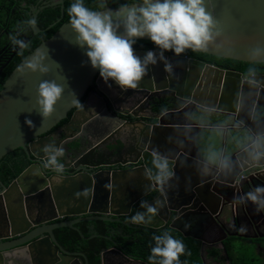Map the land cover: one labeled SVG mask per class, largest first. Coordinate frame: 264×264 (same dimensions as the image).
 Masks as SVG:
<instances>
[{"label": "water", "instance_id": "water-1", "mask_svg": "<svg viewBox=\"0 0 264 264\" xmlns=\"http://www.w3.org/2000/svg\"><path fill=\"white\" fill-rule=\"evenodd\" d=\"M214 7V15L224 30V38L233 41L234 46L231 53L228 45H222L210 47L203 54L249 63L245 53L257 44L264 46V0H214ZM118 8L106 5L100 11H115ZM73 40L69 23L62 25L51 38L33 51L38 48L49 50L50 59L46 61L49 74L41 76L36 73L17 77L15 69L0 91V161L13 151L23 149L29 157L28 161L34 163L0 191V264H89L83 252L66 250L56 238L55 231L70 228L80 232L78 224L96 221L117 223L151 233L174 231L185 238L189 235L183 232L181 226L189 227L196 223L205 226L209 222L219 228L225 238L234 236L250 239L239 231L230 235L222 221L234 224L235 229L240 228L241 220L249 221L257 231V223L264 220V213H257L255 206L250 203L240 205L234 202V198L244 195L252 188L264 186V167L245 165L239 175L223 182L210 179L202 181L199 175L192 172L196 148L189 145L178 152L175 178L170 182L172 187L167 192V199L161 196L155 185L150 186L149 181L144 178L143 169L150 166L149 151L155 148L162 154L173 155L178 151L175 143L170 142L174 134L173 126L178 123L169 120L174 114H180L183 108L143 115L141 117L147 121L141 123L142 128L135 125L140 124L138 120L131 123L133 138L143 140L142 153L134 161L140 163L136 169L97 173L84 169L81 173L63 176V173L57 174L43 168L44 160L40 159L44 158L42 149L50 143L62 148L65 155H73L92 147L88 138L78 133L83 125L87 126L95 121L96 116L109 124L104 121L99 123L101 135L91 136L97 141L93 151L98 155L114 152L118 144L123 143L120 140L103 141L121 126L114 125L120 118L111 112L115 111L116 98L129 92L142 96L175 89L181 101L187 98L194 102L192 106L197 110L193 121L198 120L199 123H192L200 125L196 132L202 129L229 131L228 137L223 141V150L232 154L233 158L240 154L241 147L247 142V133L243 127L236 126L238 119H245L244 113L237 114L235 107L237 92L246 90L242 73L196 59L165 54L174 70L177 69L178 74L183 75L181 80L170 79L168 82L163 63H157L149 67L148 74L137 89L121 91L114 81L109 80L106 84L100 76L96 78L98 70L91 68L84 49L70 43ZM148 51L157 50H135V54L142 58ZM32 53L24 60L30 58ZM43 80H55L64 87V93L54 106L53 114L45 121H42L35 105V90ZM92 85H95L97 91L86 95ZM113 92L116 97L112 95ZM263 95L264 89H261L258 97L260 104ZM84 96L81 107L73 112L66 124L53 134L43 136L60 121L67 119L68 113L77 107L76 101L80 102ZM125 99L130 100L132 97L125 96ZM197 105H205L207 109H211V113L216 112L225 118H208L205 113L209 111L198 108ZM26 119L32 121V128L26 126ZM112 121L113 124L110 123ZM60 134L64 138L63 146H60V141L55 140ZM212 140L214 143L220 141L218 137ZM32 155L36 161L31 159ZM255 169L261 172L251 175ZM243 173L246 178L241 179ZM85 189L88 190L87 194L75 195ZM148 197L150 200L146 203L158 206V214L151 223L125 222V217H132L145 210L140 207L139 202L148 200ZM254 215L260 217L254 220ZM90 228L95 230L94 226ZM96 235L94 231L90 238ZM113 235L115 233L111 231L107 237L112 246L100 253L101 264H110V260L111 264H114L113 261L118 263V259L149 264L142 258L127 255ZM197 240L202 243V252L204 241L202 238Z\"/></svg>", "mask_w": 264, "mask_h": 264}, {"label": "clouds", "instance_id": "clouds-1", "mask_svg": "<svg viewBox=\"0 0 264 264\" xmlns=\"http://www.w3.org/2000/svg\"><path fill=\"white\" fill-rule=\"evenodd\" d=\"M101 8H106L102 3ZM214 0H138L133 4H124L115 11H93L85 6L84 0H74L68 8L69 26L74 35L71 44L84 49L90 66L98 70L99 76L107 84L112 80L121 91L137 89L142 79L148 74L150 66L163 63L164 71L174 75V67L165 53L171 52L179 57L190 50L193 53L207 52L210 47L229 46L231 53L233 41L224 38V30L214 15ZM27 28L37 30V21L30 18L25 22ZM26 30L21 28L20 31ZM148 38L157 51H148L141 58L135 54L134 45L137 40ZM14 50L18 54L28 47V42L19 38V32L9 37ZM219 41V43H218ZM249 67L244 74L241 89L236 94L235 107L237 114L244 113L245 119L236 121L237 127H243L247 133V142L241 147L236 158L223 149L208 147L201 154L196 149L193 164L202 181L206 179L223 182L230 177L239 175L245 166L264 167V105L258 101L260 90L264 89V77L258 75L256 67L264 62V46L257 44L245 53ZM50 59L47 48H38L30 58L24 60L16 68L17 77L26 74H49L46 61ZM36 111L47 120L54 112V106L64 93V87L55 80H43L36 88ZM249 101L251 103L249 104ZM185 109L183 123L173 126L174 142L178 151L162 154L158 149L149 151L150 166L143 169L144 178L150 186L155 185L161 196L167 199V192L175 178L174 168L178 152L186 146L195 147L197 141L196 128L200 125L192 123L196 113L190 109V99L181 101ZM76 106L81 104L76 101ZM198 108L207 109L205 105ZM26 126L33 127L31 120H25ZM44 155L43 168L51 169L57 174L64 172L60 159L64 150L50 143L42 149ZM186 156V154H184ZM183 166V161H181ZM244 179L245 177H240ZM88 190L76 193V196L87 194ZM240 205L251 203L257 213H264V186L250 189L244 195L234 198ZM140 207L145 209L131 217V223L148 224L158 214V206L141 201ZM235 229V225H230ZM239 232H246L241 225ZM154 246L150 250L149 264H181L180 257L186 249L182 240L176 239L169 231L153 236Z\"/></svg>", "mask_w": 264, "mask_h": 264}, {"label": "flooded vegetation", "instance_id": "flooded-vegetation-1", "mask_svg": "<svg viewBox=\"0 0 264 264\" xmlns=\"http://www.w3.org/2000/svg\"><path fill=\"white\" fill-rule=\"evenodd\" d=\"M55 6H60L61 10H63L64 0H36L35 3H31L29 0H0V78L2 77V75L5 74L9 65L18 58L19 49L14 50V47L9 37L11 35H16L19 32V38L25 40V42H28L29 44L33 36L40 33V30L33 31L32 29L27 28L25 24L26 20L24 16L27 15L29 19L36 18L37 15L45 8L55 7ZM22 27L25 28L26 30L20 31ZM29 34H31L32 36L31 37L27 36ZM140 51H146V50H140ZM182 57L190 58L188 56H182ZM190 59H194V58H190ZM174 73H175L174 75L171 76L168 75V82L170 79H172L173 81L181 80L183 75H179L177 69L174 70ZM258 75H264V74H258ZM98 76L99 75H97L96 78ZM92 91H97L95 85L94 86L92 85L88 88L86 95H88ZM177 92L178 91H176L175 89L174 90L168 89L156 95L143 94L141 96V95H136V93H130V92L127 93L126 95L121 94L122 96L117 97L115 100L117 102L115 105V111L111 112L115 117L120 118V121L110 122L111 124H113L114 122V125H119V126L121 125V126L116 130L114 129V132L109 137H107L103 142L120 140L123 144L119 143L118 148L112 153L104 152L102 155H98L95 151H93L97 141L96 139H92L91 136L101 135L102 130L99 127V123L102 124V122L104 121L105 123L109 124V122H107L106 120H101L100 116H96L97 118L95 121H92L90 125L87 126L83 125L81 127L80 132L78 133V134H82L85 138H88V140L92 143V147H90L88 150H81L79 152H76L73 155L70 154L64 155V157L60 159V162L64 165V169H65L63 172V176L78 174L83 172L84 169H89L90 173H97L101 171L133 170L138 168L140 166V163H134V161L142 153L143 140L142 139L135 140L136 138L135 139L133 138L134 136L131 134V129L133 128V126L131 123H133L134 120H138L140 124H135V125H137V127L140 126L142 128L141 123L146 122L147 120L141 116L150 115L153 113L160 114L164 111L177 109V108H183V110H181L180 114H174L172 117H170L169 121L183 123L184 122L183 112L189 109L184 108L183 104L181 103L182 99L179 97ZM112 95L116 97L115 92H113ZM125 96H130L132 97V99L126 100ZM262 99L263 100L261 105H264V95ZM189 108L194 111L197 110L195 106L192 105H190ZM75 110H73V112ZM241 116L244 117L243 115ZM64 120L66 119H63L58 124L53 126L50 130H48L45 134H43V136H49L53 134V132L56 129L60 128L62 125L66 124L69 121V120L67 121ZM192 122L199 123L198 120H194ZM55 140L60 141L61 142L60 146H63L64 138L62 134H60V136H57ZM20 150H22L25 154V160L27 163L25 169L32 166L34 163L29 162L30 160L26 152L23 149ZM31 159L36 161V158L33 155L31 156ZM40 159L44 160V158H40ZM85 166H88L89 168ZM48 171H51V169H48ZM253 172L259 173L261 171L259 169H255L253 170ZM252 174L253 173H251V175ZM240 177L246 178V174L243 173ZM7 186L8 185H5L0 180V191L2 190L3 187H7ZM149 200L150 198L148 197V200L146 199L142 201L147 202ZM140 203L141 202H139V205ZM254 216H255L254 220H257L258 217H260V215H254ZM124 221L130 223L131 217L130 216L125 217ZM93 223H89L90 224L89 230L92 231V234L94 233V231L91 230L90 227L94 226ZM81 224L82 223L78 225ZM241 225L245 226L247 231L240 232V234L246 235L250 237V239H243L234 236L225 238L221 230L216 226H214L213 224H209V222L206 223L205 226L204 225L201 226L198 223L194 225L192 224L189 227L181 226L183 232L189 235V237L187 238L183 237L179 232L177 233H179L184 239L195 240L199 243L202 264L203 261L204 264H242L241 261L243 259L241 257L242 253L247 254L250 251L251 254L249 255L251 259L256 255H259L260 258H262L264 261V237H261L262 235H264V220L261 219L257 223V227H258L257 231L254 230V228L252 227V223L249 221L244 222V220L243 221L241 220L240 226ZM199 229H201V232H199ZM217 229L219 231H217ZM226 229H228V233L230 235H234L236 233V230L233 228L227 227ZM138 231L144 233V235H147L146 237H148V240H152L154 235L162 233V232L151 233L141 230ZM169 232L172 233L174 231H169ZM56 233L57 232L55 231L56 238H58ZM114 233H115V235H113L114 239L116 238V235L121 236V234L122 235L124 234L122 228L116 229ZM130 236L133 238L134 235L132 234ZM254 236H256L257 239H251ZM198 238L200 239L202 238V240L204 241V248L202 252H201L202 243L197 240ZM255 260H257L256 257ZM111 261L112 260H110V264ZM113 263L139 264L136 262L123 261L121 259H118V263L116 261H113ZM254 264H256V262Z\"/></svg>", "mask_w": 264, "mask_h": 264}, {"label": "trees", "instance_id": "trees-1", "mask_svg": "<svg viewBox=\"0 0 264 264\" xmlns=\"http://www.w3.org/2000/svg\"><path fill=\"white\" fill-rule=\"evenodd\" d=\"M31 3H35L36 0H29ZM74 2V0H64V9L61 10L60 6L49 7L42 10L37 17L36 28L40 30V33L33 36L32 40L29 42L28 47L23 51V54H18V58L14 60L6 72L0 78V91L3 89V85L12 74V72L20 65V63L26 58L27 55L32 53L42 42L51 38L62 25L69 23L68 8ZM138 0H84L85 6L89 7L93 11H100L101 4L104 3L111 8H117L124 4L136 3ZM27 21L29 17L24 16ZM27 36H32L31 34ZM135 50H156L154 45L149 40H137L134 45ZM165 54L173 55L171 52H166ZM182 56H188L207 64L217 66L226 70H233L245 74L249 63L240 62L231 59L217 58L211 55L203 53H193L192 51H186ZM258 69V74H264V63H259L256 65ZM83 97L80 100V104L84 101ZM73 108L68 113V118L64 121L70 119L73 114ZM14 157V158H13ZM27 166L25 160V154L22 150H15L13 153L6 155L0 161V180L5 184L9 185L16 177H18L22 171ZM89 223H82L78 225L80 232L70 229L63 228L57 230V239L63 245V247L68 251H79L83 252L89 262V264H101L100 253L102 250L111 247L110 241L107 237L110 235L111 231H115L118 228H122L123 235H116L115 241L123 249L127 255H132L136 258H142L149 262L148 258L150 256V250L154 246V241L148 240L147 235L139 232L133 228L122 227L121 224L117 223H107L103 221H96L93 223L95 228L96 236L90 238L92 231L89 230ZM134 235L133 238L130 235ZM172 236L176 239L183 241L185 245L186 252L180 257L181 264H202L200 256V246L195 240L184 239L177 232H172ZM84 235V237H81ZM130 237V238H129ZM137 240V241H135ZM190 241V242H189Z\"/></svg>", "mask_w": 264, "mask_h": 264}, {"label": "crops", "instance_id": "crops-1", "mask_svg": "<svg viewBox=\"0 0 264 264\" xmlns=\"http://www.w3.org/2000/svg\"><path fill=\"white\" fill-rule=\"evenodd\" d=\"M205 116L208 118H211V119H213L214 117H219L220 119L225 118L223 115H217L216 112L211 113L210 111L205 113ZM220 121H223V120H220ZM212 132L216 133L215 138L216 137L219 138L220 141L218 143H216V142L214 143V141L212 140L215 138L209 137V133H212ZM197 133H198V135H197V141H196L195 148L200 149L201 154H203V150L208 148V147L223 149V141H224L225 137H228V135H229V131L221 130V129H202V130L198 131ZM173 137H174V134H173ZM165 139L167 141H169L167 137H165ZM192 172H193V174L199 175L195 169V166L192 169ZM222 222L224 223V225L226 227L231 228L230 227L231 223H229L227 221H222ZM217 231H219V230L217 229Z\"/></svg>", "mask_w": 264, "mask_h": 264}, {"label": "rangeland", "instance_id": "rangeland-1", "mask_svg": "<svg viewBox=\"0 0 264 264\" xmlns=\"http://www.w3.org/2000/svg\"><path fill=\"white\" fill-rule=\"evenodd\" d=\"M215 136H216V133H214V132H212V133H209V137L210 138H215ZM207 137V136H206ZM242 245V244H241ZM249 254H251V251L250 252H248L247 254H245V253H242V264H254L255 262H256V264H263V259L262 258H260V256L259 255H256L255 257L257 258V260H255V257H252V259H251V257H250V255ZM254 260H255V262H254Z\"/></svg>", "mask_w": 264, "mask_h": 264}, {"label": "bare ground", "instance_id": "bare-ground-1", "mask_svg": "<svg viewBox=\"0 0 264 264\" xmlns=\"http://www.w3.org/2000/svg\"><path fill=\"white\" fill-rule=\"evenodd\" d=\"M190 242V241H189ZM223 258V257H222Z\"/></svg>", "mask_w": 264, "mask_h": 264}, {"label": "built area", "instance_id": "built-area-1", "mask_svg": "<svg viewBox=\"0 0 264 264\" xmlns=\"http://www.w3.org/2000/svg\"><path fill=\"white\" fill-rule=\"evenodd\" d=\"M253 174H254V172H253Z\"/></svg>", "mask_w": 264, "mask_h": 264}]
</instances>
